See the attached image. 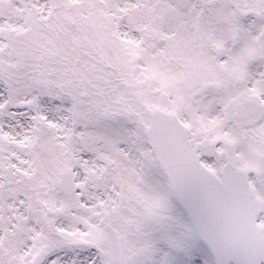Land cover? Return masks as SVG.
<instances>
[{"label":"snow or ice","instance_id":"obj_1","mask_svg":"<svg viewBox=\"0 0 264 264\" xmlns=\"http://www.w3.org/2000/svg\"><path fill=\"white\" fill-rule=\"evenodd\" d=\"M0 264H264V0H0Z\"/></svg>","mask_w":264,"mask_h":264}]
</instances>
